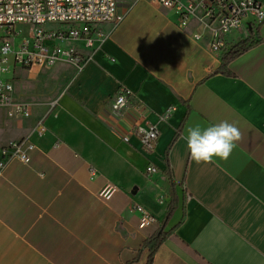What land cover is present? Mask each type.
Segmentation results:
<instances>
[{
	"label": "crops",
	"instance_id": "crops-1",
	"mask_svg": "<svg viewBox=\"0 0 264 264\" xmlns=\"http://www.w3.org/2000/svg\"><path fill=\"white\" fill-rule=\"evenodd\" d=\"M118 3L124 19L96 25L92 46L62 42L79 65L18 68L29 80L56 74L53 98L23 99L13 75L15 99L31 111L15 114L11 142L33 148L28 163L10 156L12 144L0 148V264H264V21L227 35L230 45L251 34L256 43L222 66L210 29L197 41L202 27L170 7ZM120 88L132 101L123 120L110 111ZM134 121L159 126L154 153L124 139ZM220 121L241 140L226 159L195 163L187 129ZM150 163L157 172L146 173ZM108 183L119 189L106 199ZM137 205L155 221L141 228Z\"/></svg>",
	"mask_w": 264,
	"mask_h": 264
},
{
	"label": "built area",
	"instance_id": "built-area-1",
	"mask_svg": "<svg viewBox=\"0 0 264 264\" xmlns=\"http://www.w3.org/2000/svg\"><path fill=\"white\" fill-rule=\"evenodd\" d=\"M154 3L174 9L185 26L193 20L202 27L193 33L195 40H201L210 29L209 50L221 57L231 47L227 35L241 27L250 28L264 21V0H153ZM124 13L118 0H0V107H12L18 116H30V103L15 99L14 73L18 68L53 65L59 59L78 64L81 62L75 50L66 49L62 42L66 39L85 38L88 46L93 45L95 26L107 22L120 23ZM250 21V22H249ZM57 23V28H47L46 25ZM18 25L31 26L29 34L17 28ZM12 70L11 78H4L7 71ZM130 91L120 88L113 97L110 111L117 119L128 116L132 103ZM169 110L162 119L169 116ZM41 134L46 127L38 123ZM136 137L140 149L146 154L155 152L160 137V128L149 121H134L124 133V139L130 141ZM33 145L22 139L11 145V157H18L28 163V150ZM7 153V149L3 151ZM1 169V165H0ZM158 171L154 163L146 168L147 174ZM94 172V171H92ZM1 174V170H0ZM118 187L108 183L99 195L109 199ZM140 211L141 228L155 221V216L142 206Z\"/></svg>",
	"mask_w": 264,
	"mask_h": 264
},
{
	"label": "clouds",
	"instance_id": "clouds-1",
	"mask_svg": "<svg viewBox=\"0 0 264 264\" xmlns=\"http://www.w3.org/2000/svg\"><path fill=\"white\" fill-rule=\"evenodd\" d=\"M185 139L191 159L197 163H211L214 157L227 158L241 132L235 123L220 121L215 124L189 127Z\"/></svg>",
	"mask_w": 264,
	"mask_h": 264
},
{
	"label": "rangeland",
	"instance_id": "rangeland-1",
	"mask_svg": "<svg viewBox=\"0 0 264 264\" xmlns=\"http://www.w3.org/2000/svg\"><path fill=\"white\" fill-rule=\"evenodd\" d=\"M47 28H58L59 25L57 23H50L46 25ZM17 28L25 30L26 34H29V29L31 26L26 25H18ZM0 34H3V29L0 27ZM67 41H64L66 44ZM232 46V45H231ZM58 63V62H57ZM59 68H64L66 65L62 62L58 63ZM17 73V74H16ZM15 73V80L17 81L16 89L17 94L21 96L23 93V99L28 100L30 102H38L42 100H49L53 98L57 91L55 88V84L57 82V75L51 74L45 80L37 79V80H29L26 73L19 72V69ZM36 71L33 72L32 75H35ZM4 78L12 77V70L7 71L4 75H1ZM21 98V97H20ZM16 115L15 113L6 112L4 116L0 118V148H5L13 144L12 134L16 125Z\"/></svg>",
	"mask_w": 264,
	"mask_h": 264
},
{
	"label": "trees",
	"instance_id": "trees-1",
	"mask_svg": "<svg viewBox=\"0 0 264 264\" xmlns=\"http://www.w3.org/2000/svg\"><path fill=\"white\" fill-rule=\"evenodd\" d=\"M255 43H256V41H255V39H254L252 34L249 35L247 38L240 39L238 42L234 43L229 48V50L223 55L222 66H225L231 60H233L235 57H237L241 53L245 52L246 50H248L249 48L254 46ZM163 239L164 238H163V234L162 233H160L159 235H156L155 237H153L152 242L154 244H153V246L151 248V250L153 252L155 251L157 246L162 243Z\"/></svg>",
	"mask_w": 264,
	"mask_h": 264
}]
</instances>
